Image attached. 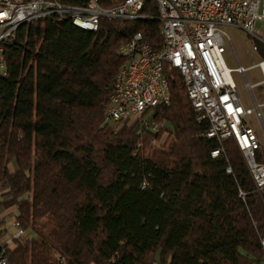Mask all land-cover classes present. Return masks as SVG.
Instances as JSON below:
<instances>
[{
  "label": "trees",
  "instance_id": "1",
  "mask_svg": "<svg viewBox=\"0 0 264 264\" xmlns=\"http://www.w3.org/2000/svg\"><path fill=\"white\" fill-rule=\"evenodd\" d=\"M160 28L148 0L137 20L103 18L89 32L52 14L3 43L0 195L26 235L9 264H264V191L235 140L206 136L179 71L165 65L169 105L105 118L120 47L141 33L159 49Z\"/></svg>",
  "mask_w": 264,
  "mask_h": 264
},
{
  "label": "built area",
  "instance_id": "2",
  "mask_svg": "<svg viewBox=\"0 0 264 264\" xmlns=\"http://www.w3.org/2000/svg\"><path fill=\"white\" fill-rule=\"evenodd\" d=\"M142 0H127L116 10L102 8L98 0H89L83 8H72L58 0H0V53L2 45L15 37L13 24L22 19L29 22L52 14L70 15L72 23L96 26L101 19L137 20V7ZM158 19L167 20V41L155 49L145 42L141 33L130 37L119 53L132 56V65H123L115 80L110 103L104 111L105 118L115 123L131 122L146 111L161 105H169L171 89L165 73V65L179 71L186 85L187 96L198 113L199 120L206 119L208 138L233 139L241 150L246 164L259 190L264 191V164L256 160L257 152L264 146V103L255 101L253 109H245L240 101L237 86L231 78L223 53L226 39L224 28L236 27L258 38L254 28L261 21L264 28V0H164L163 13ZM257 50V45H255ZM260 68L263 80L249 85V89L264 86V60ZM247 68L236 69L243 76ZM0 73L2 66L0 63ZM256 113L262 122L257 132L247 120ZM157 130V126L153 127ZM219 150L211 152L216 158ZM3 199L0 195V206ZM15 232L0 239V264H9L8 250L25 232L20 224H13ZM264 244V242H263Z\"/></svg>",
  "mask_w": 264,
  "mask_h": 264
},
{
  "label": "rangeland",
  "instance_id": "3",
  "mask_svg": "<svg viewBox=\"0 0 264 264\" xmlns=\"http://www.w3.org/2000/svg\"><path fill=\"white\" fill-rule=\"evenodd\" d=\"M224 31L226 39L225 52L223 53L224 62L227 68L233 70L231 78L237 86L242 106L245 109H253L255 101L259 104L264 103V86L253 89H249L248 86V84L254 85L263 80L260 68L255 67V65L262 61L259 52L254 48L259 40L236 27L227 26L224 28ZM254 33L257 37L264 40V28L261 21L256 23ZM240 65L248 69L245 76L236 71ZM261 110L264 121V107ZM247 120L257 132H261L263 125L256 113L248 116ZM15 215L16 211L14 209L4 210L2 205L0 206V221H3L1 228L6 230L7 235H12L15 232L13 226L16 221Z\"/></svg>",
  "mask_w": 264,
  "mask_h": 264
},
{
  "label": "bare ground",
  "instance_id": "4",
  "mask_svg": "<svg viewBox=\"0 0 264 264\" xmlns=\"http://www.w3.org/2000/svg\"><path fill=\"white\" fill-rule=\"evenodd\" d=\"M127 0H124L123 3H126ZM148 0H142L141 4H138L137 7V18H141V12L143 11L146 2ZM156 5H157V11H158V15H161L163 13V7H164V0H154ZM109 10H116V7L114 8H109ZM161 22V28H160V36H161V43H166L167 41V34H166V30H167V20L166 19H158ZM29 19H22V21L20 23H15L13 24V32H17V30L24 24L28 23ZM75 26H77L78 28L85 30V31H89V32H95L97 31V27L96 26H85L84 24L81 23H73ZM12 38H9L7 41H10ZM1 54V53H0ZM125 63L124 65H132V56H125L124 58ZM0 63L2 66V72L6 73V66L4 64V62L0 59ZM120 71H123V66L120 69Z\"/></svg>",
  "mask_w": 264,
  "mask_h": 264
},
{
  "label": "crops",
  "instance_id": "5",
  "mask_svg": "<svg viewBox=\"0 0 264 264\" xmlns=\"http://www.w3.org/2000/svg\"><path fill=\"white\" fill-rule=\"evenodd\" d=\"M262 104V103H261Z\"/></svg>",
  "mask_w": 264,
  "mask_h": 264
}]
</instances>
